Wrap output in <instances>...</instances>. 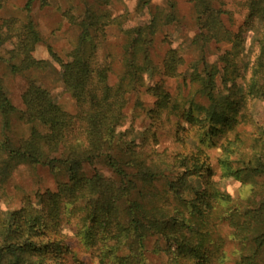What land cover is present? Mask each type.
<instances>
[{"label": "trees", "instance_id": "obj_1", "mask_svg": "<svg viewBox=\"0 0 264 264\" xmlns=\"http://www.w3.org/2000/svg\"><path fill=\"white\" fill-rule=\"evenodd\" d=\"M32 1L24 6V20L8 17L0 21V44H9L0 63L11 75L47 68L45 60L33 56L41 36L29 16ZM148 1L139 0L138 9L148 6ZM39 2L45 4V0ZM80 2L78 14L69 10L61 14L77 29L61 74L63 92L72 99L74 112L54 103L33 78L26 80L20 94L22 109L18 110L0 78L2 129H10L12 116L28 126L25 136L16 141L4 136L0 143V181L22 164L46 167L57 178L54 190L36 192L35 202L23 197L8 218L0 217V264H84L59 235L65 213L77 216L83 247L95 250L98 264H144V240L150 237L170 246L161 264L264 263V140H240L234 134L233 140L219 145L223 177H232L246 188L233 198L211 181L204 150L158 151V140L150 131L169 113L191 127L207 129L204 136L209 138L234 127L239 104L230 97L235 92L220 102L217 82L219 78L220 84L235 86L236 59L248 29L256 30V54L239 96L264 99V0H244L246 15L236 31L222 20L229 13L221 0H192L198 32L191 45L229 47L203 71V77L196 68L191 71L189 84L195 88L182 103L172 102L163 82L180 76L182 58L173 50L165 51L156 63L151 56L157 30L177 19L171 0L165 15L157 8L148 23L124 31L120 68L113 84L108 80L111 65L100 62L97 53L106 41V28L121 26L126 12L113 17L107 8L109 0ZM47 51L52 54L49 46ZM146 73L152 79L149 84ZM155 77L159 79L153 80ZM141 90L152 98L145 111L148 128L140 148L126 152L122 137L129 130L122 135L117 130L125 124L129 96ZM186 104L188 108L183 109ZM136 105L142 103L137 100ZM198 141L202 146L214 145L212 140ZM95 164L104 166L112 176L105 179L97 171L84 170ZM203 172L204 186L197 189L191 179Z\"/></svg>", "mask_w": 264, "mask_h": 264}, {"label": "rangeland", "instance_id": "obj_2", "mask_svg": "<svg viewBox=\"0 0 264 264\" xmlns=\"http://www.w3.org/2000/svg\"><path fill=\"white\" fill-rule=\"evenodd\" d=\"M28 0H0V21L8 17H14L19 20L26 18L24 6ZM91 2V0H87ZM175 5L176 21L165 27L159 28L154 35L151 48V56L156 63L167 50H173L183 60L180 67V76L178 78H164V86L171 96L173 103H182L187 101L192 94L195 86L189 83V75L196 68L199 77H203V71L217 61V56L227 49L226 44L209 43L203 47L192 46L191 41L198 32L194 22L192 0H171ZM222 7L229 14H223L222 20L226 27L236 31L242 24L246 15L244 9V0H221ZM139 0H109L107 8L113 17H117L126 12V19L121 26H109L106 28V41L98 50L97 58L100 62L109 63L113 71L109 74L110 84L116 81V76L120 68L119 57L121 47L125 42V30L146 24L151 19V13L155 14L157 8L163 10L165 15L169 11L168 0H149L148 6L138 9ZM106 7V6H105ZM69 10L72 14L81 12L82 5L80 0H45L41 5L39 0H33L30 5L29 16L41 36V42L36 45L33 56L39 60L47 62V68L44 71L28 70L22 75H11L8 73L3 62L0 63V78L3 81L8 97L12 105L20 110L22 104L20 94L23 91L27 78H33L44 88L50 96V99L60 105L68 112H74L72 99L63 92L62 87V67L66 61V53L71 49L74 39L77 35V29L71 26L63 17L62 13ZM231 17L229 20L228 17ZM256 30L248 29L244 34V39L239 57L236 59L237 73H235V86L229 82L226 86L220 84L218 78L217 99L222 102L234 91L235 102H238V113L234 127L224 133H218L217 136L206 137L204 134L207 129L200 130L198 126H190L184 120H177V114L169 113L162 117L154 127L150 128L156 140V150H166L169 153L194 151L198 147L205 151L209 157V167L211 181L219 183L223 192L233 198L243 193L246 188L232 177H223L218 164L221 156L219 145L224 140H233L234 134H238L240 140H251L259 137L264 140V99L241 97L245 83L247 82L256 54L255 47ZM47 46L51 48L52 54L47 51ZM9 44L4 42L0 44V56H3ZM146 82L149 84L152 79L149 74L145 75ZM261 82L264 85V68L262 69ZM155 77L153 80H158ZM233 90V91H232ZM191 91V92H190ZM142 103L141 107L136 105V101ZM195 101L205 104L201 99ZM152 103V98L145 94L143 90L131 94L128 98L127 107L124 110L126 115L125 124L118 130V134H123L129 130L128 135H123L122 140L125 143V151L131 152L140 148V143L145 135L144 131L148 128V120L145 115L146 108ZM225 103V102H224ZM183 109L188 106L183 105ZM198 118L200 114H195ZM177 122H179L177 124ZM28 132V126L20 124L15 116L10 118V129L5 132L2 129L0 118V143L4 136H8L11 141L23 137ZM153 137H148L152 140ZM200 139L212 140L214 145L206 147L199 145ZM214 140V141H213ZM87 173L97 171L103 178L109 179L112 175L108 169L100 164L93 166H84ZM59 179L61 176L58 175ZM56 176L43 166L34 167L28 165L17 166L4 181H0V217L8 218L10 211L18 208L23 197L27 196L35 202L34 194L44 190H54L56 187ZM206 180L205 172L198 178L191 179L194 187L200 189ZM59 235L64 243L70 249L77 252L80 260L84 264H98L96 252L93 248L84 249L83 238L76 215H68L60 226ZM170 247L162 239L150 237L144 240L143 245V263L161 264L166 258V249ZM264 264V263H262Z\"/></svg>", "mask_w": 264, "mask_h": 264}]
</instances>
